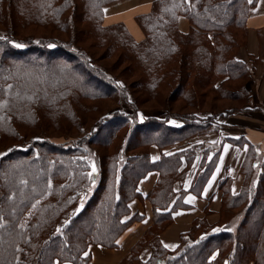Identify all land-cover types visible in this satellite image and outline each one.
Returning <instances> with one entry per match:
<instances>
[{"label":"trees","instance_id":"1","mask_svg":"<svg viewBox=\"0 0 264 264\" xmlns=\"http://www.w3.org/2000/svg\"><path fill=\"white\" fill-rule=\"evenodd\" d=\"M120 1L0 0V146L13 147L0 155V264H86L90 244L115 245L151 171L153 222L119 264H264V153L244 133L201 139L236 112L264 114L249 89L256 64L264 77V32L254 56H237L257 0H150L134 15L139 38L104 20ZM147 101L158 115H141ZM225 141L245 148L239 188L222 178L219 209L164 249L159 232L187 192L201 193ZM93 146L116 147L100 162ZM195 162L190 186L175 189Z\"/></svg>","mask_w":264,"mask_h":264},{"label":"crops","instance_id":"2","mask_svg":"<svg viewBox=\"0 0 264 264\" xmlns=\"http://www.w3.org/2000/svg\"><path fill=\"white\" fill-rule=\"evenodd\" d=\"M253 6L249 9L246 19L248 29L246 52L251 54L257 52L258 32H264V0H257ZM149 7L150 0H121L118 3L112 4V6L110 5L104 20L107 22L121 20L127 25L130 31L137 36L139 30L134 21V15L139 12L147 11ZM250 21H252L251 25L249 24ZM128 25L131 26L129 27ZM249 27H251V29H249ZM253 40L256 43V49L251 48ZM255 68L257 73L259 67L255 66ZM254 77L256 78L255 81L257 83H261L262 88L264 79H261L258 74L254 75ZM260 93L263 94L264 91L260 90ZM252 95L254 94L252 93ZM256 100L251 97V103ZM263 119L261 120L262 122H264ZM228 122V132H222L221 130V133L218 135L212 133L202 136L201 139L212 140L214 138H220L223 135H226V133L232 135L244 133L251 141L258 145L256 147L260 153L263 152L262 146H264V136L260 135V133L256 134V132H248V129L250 128L248 125H245V129L240 131L239 123L236 120L229 119ZM249 124H252V122H249ZM220 148L214 168L204 184L201 193L197 195L192 192H187L183 197L184 205L174 210L172 213V220L159 232L158 239L164 249H176L180 242L181 235L191 229L194 219L202 217L205 209H209L212 212H216L219 209L221 204V191L217 186L222 178L226 175L233 177V190L236 191L239 188L237 173L245 155V148L226 141L223 142ZM150 151L152 159H157L159 157V151L156 146H151ZM196 161L198 162L199 159ZM195 168L196 162L195 165L188 170L182 182L174 183V188L180 189L182 187L187 189L190 186ZM156 178L157 172L151 171L140 179L138 182V195L129 201V213L122 217V220L124 221L132 218L131 221L120 232L115 240V245L103 246L100 244H90L86 251L87 254H89V259L86 264H119V262L130 253L132 247L142 238L144 232L153 222L152 206L146 195L153 186ZM208 216L210 215L206 216L207 219L211 220L212 218H208ZM235 225L236 223H233V226ZM165 245H168V247H165ZM152 252L153 250L150 246L143 244L138 248V257L142 261H147L152 256ZM55 264L68 263L56 262ZM220 264L226 263L222 262Z\"/></svg>","mask_w":264,"mask_h":264},{"label":"rangeland","instance_id":"3","mask_svg":"<svg viewBox=\"0 0 264 264\" xmlns=\"http://www.w3.org/2000/svg\"><path fill=\"white\" fill-rule=\"evenodd\" d=\"M249 24L251 25L252 24V21H250ZM128 26L130 27L131 25H128ZM0 28H3V27L0 25ZM249 29H251V27H249ZM1 30H3V29H0V35H2V33H3ZM134 35H135V33H134ZM140 36H141V34L138 32V34H137L136 37L139 38ZM246 44H247V41H246ZM246 44H245V46H241L239 48V50H238L237 56L240 59H249V56L250 55H253L254 56L257 53L256 52L255 54H251V53L246 52L247 51V48H246L247 45ZM252 44L253 45H251V48L256 49V43L254 42V40H253V43ZM257 51H258V38H257ZM100 62H102V63H111L112 60L111 59H106V58H101L100 59ZM256 66L259 67V70L257 71L256 74H258L261 77V79H264V77H262V75H261V66L259 64H256ZM255 79L256 78L253 76L252 77V80H251V83H250V87H249L250 94L251 93L254 94L251 97L253 99H255V100L258 99V96H259V99L261 101L258 99L256 101H253V104H255V105L256 104L264 105V93L263 94L260 93V90L261 91H264V84H263V86L261 88V83H257L255 81ZM130 80H132V79H128V81H130ZM174 104H178V103L172 102V106ZM143 106H144V110H143V113L141 115H158L159 114V111H160L159 108H160V106L158 104H156L155 102H153V101H147V102L143 103ZM173 108H175V107L173 106ZM261 118L262 119L264 118V114L261 113V112H256V113L236 112L232 116L231 119L232 120H236L239 123V130L240 131H243L245 129V125H248L250 127L248 129V132L249 131L256 132V134H259L260 133V135L264 136V122L261 121L262 120ZM263 121H264V119H263ZM249 122H252V124H249ZM59 140L65 141L66 139H64V140L63 139H59ZM11 147L12 146H0V155H5V157H6L8 155L7 154L8 153V150ZM114 147H116V146H108V147H106V146H103V147H101V146H93L92 148L97 152V158H99L100 159V162H101V160H103V161H106L107 160V156L113 152ZM263 147L264 146H262V149H263L262 151L264 153V148ZM78 155L82 157L81 154H78ZM20 157H19V159H20ZM48 161L49 162H52L53 159H49ZM15 163H16V161H12L11 162V164L13 166H14ZM25 172H26V169L23 166H21V163H20V160H19V174H20V177H22L25 174ZM27 181L29 183V185H28L29 186L28 193H30L31 192V188H30L31 178L29 176L27 177ZM43 182L45 183V185H46V183H49L48 180L47 181H43ZM81 185L82 184L80 182L77 186H74V189L76 191L79 190L81 188ZM49 186H50V184H49ZM90 187L93 188V186H90ZM203 215H204V213H203ZM209 217L212 218V220H215V218H217V215L216 214H211L210 216H208V218Z\"/></svg>","mask_w":264,"mask_h":264},{"label":"snow or ice","instance_id":"4","mask_svg":"<svg viewBox=\"0 0 264 264\" xmlns=\"http://www.w3.org/2000/svg\"><path fill=\"white\" fill-rule=\"evenodd\" d=\"M249 2L251 3L252 2V0H249ZM0 39H3L2 37H0ZM16 47H18V48H22V47H24V45H21V44H16L15 45ZM50 47H51V45H50ZM96 171V169H95V167L93 166V172H95ZM90 176H91V174H89ZM83 205H81V207H82ZM80 209H77V211H79ZM57 231L59 232L60 230L59 229H57ZM214 231H216V230H214ZM165 247H168V245H165ZM85 255H87V253H85Z\"/></svg>","mask_w":264,"mask_h":264}]
</instances>
